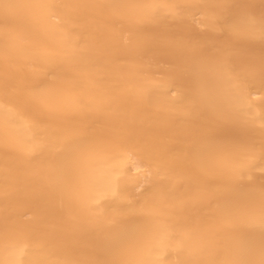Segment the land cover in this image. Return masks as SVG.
<instances>
[{
	"label": "bare ground",
	"instance_id": "obj_1",
	"mask_svg": "<svg viewBox=\"0 0 264 264\" xmlns=\"http://www.w3.org/2000/svg\"><path fill=\"white\" fill-rule=\"evenodd\" d=\"M262 30L264 0H0V264L109 259L114 197L145 187L139 264L258 262L220 177L264 144Z\"/></svg>",
	"mask_w": 264,
	"mask_h": 264
},
{
	"label": "snow or ice",
	"instance_id": "obj_2",
	"mask_svg": "<svg viewBox=\"0 0 264 264\" xmlns=\"http://www.w3.org/2000/svg\"><path fill=\"white\" fill-rule=\"evenodd\" d=\"M261 38L264 39V30L261 32ZM260 78L264 85V63L260 68ZM254 147L250 144L238 146L237 163L228 167L227 171L221 175L220 179L225 188H232V191L226 193L222 210L228 219L252 214L254 218L244 223L249 228L259 227L262 241H264V169H262L260 195L254 199L246 197V193L253 190L251 175L253 170L258 166V163H264V144L261 145V152L258 156L254 154ZM69 150L71 151V149ZM178 163L189 169H197L202 166L203 161L199 156H194L190 159H181ZM245 179L249 181L248 184L243 183ZM121 192L123 190H120L114 197L119 201L116 213L118 217L127 216L128 220L123 223L118 219L113 221L114 231L107 249L110 258L98 261L97 264H139L138 261L131 258L132 245L129 243L137 226L139 213L137 205L140 204L141 199L144 201L143 206H147L149 203H155L161 197L158 190L150 187L138 191L132 199L122 200ZM260 256L258 262L247 261L245 264H264V242L261 244Z\"/></svg>",
	"mask_w": 264,
	"mask_h": 264
}]
</instances>
